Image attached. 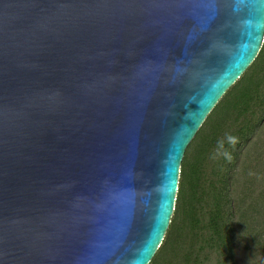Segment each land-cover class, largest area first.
<instances>
[{
  "label": "water",
  "instance_id": "95a60500",
  "mask_svg": "<svg viewBox=\"0 0 264 264\" xmlns=\"http://www.w3.org/2000/svg\"><path fill=\"white\" fill-rule=\"evenodd\" d=\"M263 40L264 0H0V264H149Z\"/></svg>",
  "mask_w": 264,
  "mask_h": 264
},
{
  "label": "trees",
  "instance_id": "16d2710c",
  "mask_svg": "<svg viewBox=\"0 0 264 264\" xmlns=\"http://www.w3.org/2000/svg\"><path fill=\"white\" fill-rule=\"evenodd\" d=\"M149 264H264V40L187 146Z\"/></svg>",
  "mask_w": 264,
  "mask_h": 264
}]
</instances>
